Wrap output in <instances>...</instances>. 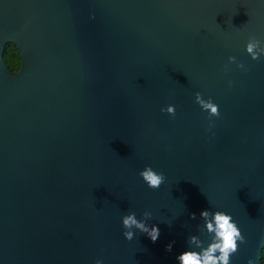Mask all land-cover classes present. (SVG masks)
Returning <instances> with one entry per match:
<instances>
[{
	"label": "water",
	"instance_id": "water-1",
	"mask_svg": "<svg viewBox=\"0 0 264 264\" xmlns=\"http://www.w3.org/2000/svg\"><path fill=\"white\" fill-rule=\"evenodd\" d=\"M249 37L264 40V0H0V264H178L190 235L210 240L202 210L245 237L231 264H259L264 56ZM230 55L246 70L225 72ZM197 91L219 107L211 129ZM145 210L159 238L126 240L121 217Z\"/></svg>",
	"mask_w": 264,
	"mask_h": 264
},
{
	"label": "clouds",
	"instance_id": "clouds-1",
	"mask_svg": "<svg viewBox=\"0 0 264 264\" xmlns=\"http://www.w3.org/2000/svg\"><path fill=\"white\" fill-rule=\"evenodd\" d=\"M245 51L252 60H259L264 56V40L256 37H249L245 44ZM228 63L223 66L225 72L230 71L229 65L235 64L236 68L246 70L243 62L237 60L235 56L227 57ZM229 87L232 81H228ZM195 102L199 105L202 111H206L209 117V129L213 126L211 117H219V107L214 103L211 97L207 99L202 97L200 92L194 93ZM161 112H166L175 116V106L168 104L160 109ZM138 175L151 189H158L165 181L163 172L153 170L149 165H145ZM143 219H137L134 212L129 211L126 215L121 217L122 227L125 229L122 233L126 240H132L134 237L133 229L147 235V237L155 242L160 235V229L155 225L149 226L145 221L152 217V213L148 210L143 211ZM190 219H195V213H189ZM200 218L203 219V229L210 236L209 242L205 245L204 242L196 235L188 237V244L195 246L180 252L176 257L178 264H231V257L238 251V241L245 242V237L241 234L240 229L233 221L229 214L224 211L216 210L210 212L209 210H202ZM261 249H264L262 247ZM166 251L172 250V243L165 245ZM94 264H102V261L97 259ZM248 264H253L252 260H248ZM259 264H264V257L260 251Z\"/></svg>",
	"mask_w": 264,
	"mask_h": 264
},
{
	"label": "trees",
	"instance_id": "trees-1",
	"mask_svg": "<svg viewBox=\"0 0 264 264\" xmlns=\"http://www.w3.org/2000/svg\"><path fill=\"white\" fill-rule=\"evenodd\" d=\"M3 59L11 72L18 71L20 67V54L18 47L14 43H7L3 52ZM264 247V246H263ZM264 257V249L261 250Z\"/></svg>",
	"mask_w": 264,
	"mask_h": 264
}]
</instances>
